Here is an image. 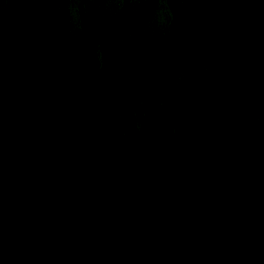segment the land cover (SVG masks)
<instances>
[{"label": "water", "instance_id": "95a60500", "mask_svg": "<svg viewBox=\"0 0 264 264\" xmlns=\"http://www.w3.org/2000/svg\"><path fill=\"white\" fill-rule=\"evenodd\" d=\"M0 264H264V0H0Z\"/></svg>", "mask_w": 264, "mask_h": 264}]
</instances>
